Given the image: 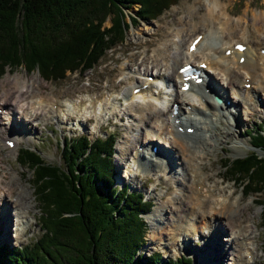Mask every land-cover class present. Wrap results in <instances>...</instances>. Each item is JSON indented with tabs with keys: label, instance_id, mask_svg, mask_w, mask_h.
<instances>
[{
	"label": "bare ground",
	"instance_id": "1",
	"mask_svg": "<svg viewBox=\"0 0 264 264\" xmlns=\"http://www.w3.org/2000/svg\"><path fill=\"white\" fill-rule=\"evenodd\" d=\"M195 1L204 3V11L201 12L199 8L196 10L195 7L190 9L189 15L185 19H180L181 26L164 33L158 46L154 48L155 56L161 57L160 63L164 68L159 70L154 65L152 68L147 66L143 72L138 69L132 81H129V76L125 78L126 80L123 76L127 84L123 91L104 90L99 94L61 100L52 94L45 96L38 93L40 80L37 76L28 78L17 73L8 77L6 82L9 87L1 85L3 93L0 96V131L8 136L25 138L27 132L34 128L31 125V117L35 121L52 117L58 119L59 124L75 121L74 118L78 117L77 125H82L84 121L88 122L93 117L99 119L103 113L111 115L122 113V117L129 115L130 123H126V127L131 131L134 129L132 124H135L141 131L132 138L126 136L128 138L120 142L118 152L126 165L124 175L134 171V164L145 172L146 163H150L156 175L172 177L171 181H177L178 185L182 186L179 188L180 191H174L167 203H160L156 208L157 213H151L148 217L157 220L160 218L159 212L163 211L172 215L169 229L172 231L174 249L179 251V246L176 247L179 244L181 249L191 247L186 236L188 232L198 233L203 237L207 230V235L212 236L211 240L214 242L204 243L205 250L201 253H206L203 254V258L196 256V259L200 258L198 259L200 264H208L209 259L216 260L217 264H235L237 259L243 260L246 264H254L257 249L254 231L257 228L254 220L250 219L251 216L247 220L242 216L248 209L247 204L241 205V196L233 198L235 190L226 193V189L221 186L222 183L220 185L217 181L208 183L209 174L204 171V161L216 144L228 140L233 134L235 136L237 130L233 129L234 124L236 127L241 125L237 121L239 119L235 109L237 104L240 102L245 109L255 108L257 102L255 98L259 91H264V53H261V49L264 48L261 45L264 44L249 40L248 34H238L229 15L228 6L220 0ZM253 17L263 24L264 13ZM196 31L198 32L195 33ZM193 34L195 36L201 34L202 37L196 43L195 50L188 52L189 42L195 37ZM236 42L245 44V50L239 52L234 49ZM172 45L175 46V51H171ZM227 49L230 52L225 55ZM146 50L147 48L145 52ZM170 56L172 61L168 58ZM239 56H244L245 60L242 63L239 62ZM201 62L207 64L205 67L207 79L204 85L205 88L208 86L209 93L204 91L203 85L191 82V87L187 91H181L180 83L177 84L181 74L177 68L182 64L198 65ZM122 68L124 69L121 75H125L123 72L126 67ZM211 73L219 74L221 80L216 82ZM240 76L241 79L237 81ZM160 80L172 86L170 94H166L162 87L153 86L154 82L161 85ZM246 82H250L249 89L243 87ZM223 85L232 91L233 105L226 102L227 90ZM137 86L140 90L133 93ZM215 93L221 97L222 103L217 104L211 100L210 94ZM173 104H177L176 115L172 112ZM230 106L233 108L230 109ZM28 111L33 114L31 117H26ZM10 123L19 128L9 127ZM192 126L194 131L191 134L179 131V127ZM5 135L0 134V138L3 139ZM153 139L165 145L168 143L170 148L165 151L163 147L158 146L152 151ZM238 142L240 139L236 138L233 146L235 147ZM130 146L134 149L126 156ZM153 157L158 159L154 160ZM176 159L181 168L180 173L175 170ZM173 173H179L181 177L171 175ZM15 174L13 171L10 181L6 183L0 174V222H4L6 227L14 226L15 236L19 237L26 227L33 223L34 216L30 211L34 207L32 202L35 198L31 196L28 187L16 180ZM249 220L252 221L251 224L247 223ZM221 231L228 233L225 239L228 248H223L221 238H218ZM167 232L170 231L162 227L161 235ZM4 238L9 241V238ZM212 243L213 247L208 250ZM227 252L229 257L226 256Z\"/></svg>",
	"mask_w": 264,
	"mask_h": 264
},
{
	"label": "trees",
	"instance_id": "2",
	"mask_svg": "<svg viewBox=\"0 0 264 264\" xmlns=\"http://www.w3.org/2000/svg\"><path fill=\"white\" fill-rule=\"evenodd\" d=\"M178 0H0V75L19 67L57 80L69 70L90 69L105 51L124 42L130 26L157 19ZM138 4L134 14L123 9ZM108 26H103L105 20ZM250 143L264 150L260 128L247 130ZM112 133L91 140L79 135L65 145L61 164L43 161L20 148L17 162L30 171L41 236L31 244H0V264H161L162 254H144L151 201L129 186L113 185ZM228 179L259 198L264 227V154L222 158ZM151 210V209H150ZM166 259L163 264H187Z\"/></svg>",
	"mask_w": 264,
	"mask_h": 264
},
{
	"label": "rangeland",
	"instance_id": "3",
	"mask_svg": "<svg viewBox=\"0 0 264 264\" xmlns=\"http://www.w3.org/2000/svg\"><path fill=\"white\" fill-rule=\"evenodd\" d=\"M205 1L207 0H204V2ZM220 1L223 2L226 6H228L230 11L229 15L232 18L233 24L236 26L235 28L237 29L238 34H248L249 40H252L253 42L259 44H264V22L262 24L259 19H254L253 17V15H260L264 13V0ZM137 6L138 4H135L133 6H130L129 8L125 7L123 9V11L127 13V20H129L128 14H134ZM193 7H195L196 10L197 8H199L201 12H203L205 9L204 3L202 2L197 3V1L195 0H178L176 4L164 10L157 19L154 18L148 21H138L135 26H130V28L127 30V34H125V39L122 44H119L106 50L104 55L99 59V61H97L96 64L91 67V69H87L84 72H79L78 70L74 72L68 71L65 74V77L62 79L45 80L40 75H38L37 71L28 72L27 69L23 67L7 71L4 74L0 75V96L3 93V87L1 85H7L6 79L8 77L16 75L17 73L24 76L26 75L28 78L37 76L40 80V87H38V90L40 92L38 93L45 96H50L52 94L56 96V98L61 100L63 98L76 99L78 98V96L82 97L85 95L99 94L104 90L110 91L116 89L119 91H123L127 86L125 78H128L129 76V81H132L134 79V76L136 75L135 72L138 71V69L142 70L143 72L147 66H149L148 68H152L154 67V65H156V68L159 70L164 68L160 63L162 62V60L160 59L161 57L155 56L154 48L158 46L159 42L161 41V37L164 36V33L170 32L174 28L181 26L180 19H185V17L189 15L190 9H192ZM108 24L109 21L106 19L103 23V26H108ZM155 31L156 33H154ZM197 32L198 31H196L195 33ZM239 37H241V35H239ZM145 39L146 41H144ZM145 43H148L149 45ZM146 48L148 51L146 50L145 52ZM170 49L171 51L176 50L174 45H172ZM168 58L170 59V61H172L171 56ZM124 66L126 67L123 72L125 75H121V71L124 69L122 67ZM219 77V74H213V78H215L214 80H216V82H219L221 80L219 79ZM240 79L241 76L237 79V81ZM5 87H9V85ZM223 87L227 90L226 102H229L230 105H233L234 99L232 97V91L229 90L225 85H223ZM259 95L258 98H256L255 100L257 101L255 104L256 106H254L255 108L245 109L240 102L237 104L238 106L235 108L237 110L236 115L239 118L237 119V121L241 125H238V127H236L234 124L233 129L237 130H235V136L233 134L228 140L226 139L225 141L216 144L214 149L210 151V153L207 155L206 160L204 161V171L206 174H209L208 183L214 181H217L219 185L222 183L221 186L226 189V193H229L231 191L233 192V190H235L233 198L241 196V205L247 204L248 209L245 210V213L242 216L246 218V220L249 219L251 216L250 219L254 220L255 227L257 228L254 231V233L256 232L254 243L256 244L257 248L255 250V264L264 263V252L261 251L264 246V230L260 227L259 223V221L261 220V214H259L261 206L258 202H256L260 197H258V194L254 192L248 193V195L243 196L241 193L242 191L236 187L237 185H235L233 181L225 179L223 180L222 173L224 172V170L221 168L220 164L221 159L224 156L233 159L236 156L245 154L246 151H250L252 149L255 150V152L259 155L264 154V151L262 149H255L254 147L251 148L249 145V139L244 134L245 130L255 129L260 121H264V93L260 91ZM202 99H204V97ZM220 103H222V100ZM26 113V117H29L31 115V112L29 113V111ZM101 115V117L99 118L100 120L93 117L92 120L86 123L84 121L82 125H77V122H79V120L76 121L78 117L74 118L75 121L59 124L57 123L58 119L56 118L54 119L55 122L52 117L51 119L47 120L38 119L35 121L33 117L30 116L31 125H33L34 128L27 132V137H16L17 142L15 148H6L2 144L0 138V174L3 177V182H9L11 179V174L13 173V171H15L16 180L20 184H23L28 187V189L31 191V196L35 198L34 191L31 188V180L33 177H31L29 169L27 167L21 166L16 161V156L18 155L17 148L23 145L30 148L35 147L36 149L40 150L42 155L41 158L43 161L48 163L60 164L62 163V153L60 151L61 146H59V144L61 141L64 140V138L68 140L70 137L74 138V136L78 135L79 133H86L89 137H93L96 135H102L103 131L109 128V130L113 131V134L116 139V143L114 146L115 153L113 161L115 169L119 171V174L116 176L117 184H120V181L128 183L131 187L130 190L134 189L140 191L142 194L145 193L149 201L152 202L150 203L152 205V209L148 212V214H143V219L147 223V231L145 232L144 236L146 238L145 244L140 247V251L145 254H149L151 253V251L161 252L163 258L162 261L168 258L176 259L180 256H185L191 258L190 264H200L198 262V259L200 258L196 259V256L199 255L201 258H203V254L206 253H201L203 250H205L204 243L214 242L211 240L212 236L210 237L209 235H207V230L206 234L202 233L203 237L200 236L198 233L194 234L193 232H188V235L186 236L187 239L190 240L191 247L188 246L189 249H186L185 247L181 249V247L179 246V251L178 249L177 251H175L174 243H172L173 239L171 238L172 231L169 229V225L172 223V215L163 211L162 213L159 212L160 218L157 220H154L153 218H148L151 213L156 212V208H158L160 203H167V200L170 198V196H173L172 194H174V191H180L179 188L182 186L178 185L177 181H171L172 177L167 176V178H165L163 176L156 175L154 173V170L151 169L150 163H146L147 165L144 169L145 172H143V170L134 171V173H131L129 176L123 177V175L125 174V172L123 173V169L124 167H126V165L124 160L122 161L119 156L118 149L119 146H121L120 142L124 141V138H132L134 134L140 133L141 130L138 128V126L132 124L134 129H131V131H129V129L126 127V123H130V121H128L130 119L129 115H124L123 117L122 113H116L112 116H110L109 113H103ZM107 117H110L108 119V122L106 120ZM8 126L15 127L16 129L19 128V126L13 125L11 123ZM69 126H74L73 129L76 130H71ZM0 134L5 135L1 133V131ZM236 138L240 139V142H238V144H236V146L234 147L233 144ZM133 149L134 147L130 146V148L128 149L129 152H127L126 156L129 155L130 151ZM175 161V170L179 171L180 173L181 168L179 163H177L178 160L176 159ZM123 162L125 165L124 167L122 166ZM151 171L153 172V174H149ZM179 173H173L171 175L181 177ZM185 179L186 178L182 180L185 182ZM114 185L116 184L114 183ZM36 199L37 198L33 200L32 203L34 207L30 211V214L34 216V218H32L33 223H31L28 228L26 227L25 231L21 235H19V237L15 236L14 226H11V228L6 227V225H4V222H0V244L6 243L12 246L31 244L37 237L41 235L39 229L41 224V221L39 220V213L42 209V206ZM10 218L12 224V216ZM247 223L251 224L252 221L249 220L247 221ZM162 227H165L170 232L162 233L164 234L162 236ZM227 236L228 233L226 232L219 233L218 235V238H221L220 241L223 244V248H228L225 243V239ZM4 237L9 238V241ZM212 247L213 243L212 245H209L208 250ZM191 253L192 255H189ZM226 256H230L228 252L226 253ZM227 260L228 262H231L230 259ZM159 261L161 262L160 259ZM235 261V264H246L243 263V260L237 259ZM208 264L217 263L216 260L211 261L209 259Z\"/></svg>",
	"mask_w": 264,
	"mask_h": 264
}]
</instances>
